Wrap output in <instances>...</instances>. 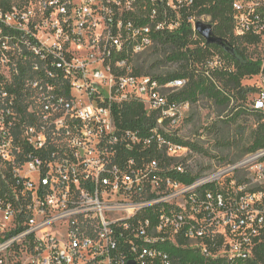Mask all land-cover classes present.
<instances>
[{"label":"built area","instance_id":"built-area-1","mask_svg":"<svg viewBox=\"0 0 264 264\" xmlns=\"http://www.w3.org/2000/svg\"><path fill=\"white\" fill-rule=\"evenodd\" d=\"M200 1L45 0L40 20L17 8L0 13L11 29L0 28V264H189L174 248L233 264L256 257L264 148L196 172L200 153L184 143L202 137L182 134L192 104L177 98L188 81L131 68L185 20L202 37L196 24L210 17L198 14ZM232 8L235 35L264 40V0H233ZM15 56L32 63L27 91L43 115L27 105L23 119L7 89L13 80L3 68ZM57 72L64 82L56 85ZM135 100L158 117L149 136L117 126L113 108ZM250 108L264 113V89ZM149 148L166 161L127 156Z\"/></svg>","mask_w":264,"mask_h":264},{"label":"trees","instance_id":"trees-1","mask_svg":"<svg viewBox=\"0 0 264 264\" xmlns=\"http://www.w3.org/2000/svg\"><path fill=\"white\" fill-rule=\"evenodd\" d=\"M232 3L233 0H202L197 3L196 8L199 15H206L211 18L214 34L233 49L234 54L227 53L220 46L205 43L200 36L196 39L192 26L185 20L180 30L159 34L157 42V46L173 48L168 60L180 64V71L165 77L145 75L139 69H136L133 73L137 76H151L161 82L186 79L188 84L181 91L177 97L178 99L195 103L200 97H204L224 109H230V106L235 104L236 106L232 107L231 110H233L236 117L255 115L259 120V124L253 133V144L251 147L239 151L237 161H240L247 154L264 148V113L250 108L255 99H252L251 96L258 93L259 88L243 85V81L262 74L264 60L250 58L247 54V46L260 45L263 40L254 36L240 37L235 35ZM0 28L3 29L4 35L11 32V29L4 24H0ZM142 55L136 58L139 59ZM216 55L221 60L218 65H214ZM48 64L51 67L50 61ZM57 73L59 75L56 79H51L56 85L64 82L62 75L59 72ZM34 76L35 74H31V78ZM28 77V68L20 63L18 74L14 75L12 83L7 85V89L18 97L19 111L23 119L27 117L28 107L24 104L27 93L24 92V89ZM2 79L0 75V81ZM63 89H65V93L70 91L67 85ZM113 112L117 126L120 129L138 132L143 137L149 136L157 127L158 117L154 114L148 115L144 105L139 101H131L121 108L114 107ZM184 144L190 145L193 150L199 153L203 152L200 148V142H186ZM145 152L137 156L134 152L129 151L127 156L136 160L152 161L156 159L162 162L166 161L155 148H149ZM168 174L173 175L182 182L190 183L192 181L189 175H176L169 172ZM145 214L148 215L149 213L146 212ZM171 251L182 262L189 264H233L224 258L218 261L206 259L194 250L174 248ZM234 264H264V245L260 246L253 260L236 259Z\"/></svg>","mask_w":264,"mask_h":264},{"label":"rangeland","instance_id":"rangeland-1","mask_svg":"<svg viewBox=\"0 0 264 264\" xmlns=\"http://www.w3.org/2000/svg\"><path fill=\"white\" fill-rule=\"evenodd\" d=\"M45 0H0V13H8L13 8L20 11H30L35 19L41 18V5ZM205 22L211 24V19L206 18ZM173 48L156 45L154 48L145 52L139 59L135 58L131 63L133 71L139 69L145 75L162 76L174 74L180 71V64L172 63L168 60ZM91 54V53H90ZM247 54L253 59L264 60V40L260 45H248ZM89 52H83L78 56V60L87 59ZM20 63L28 68L29 79L26 81L24 92L27 93L24 98L25 105H31L32 110L43 115L41 108L37 105L36 100L28 93L30 89L29 82L32 71L31 62L21 61L18 57L10 60L9 65L3 68L4 79L11 82L19 69ZM243 85L248 87H257L264 89V79L262 74L255 76L250 80L243 81ZM230 94V93H229ZM259 92L251 96L256 99ZM191 108L184 118L181 132L184 136L191 138L201 136L200 148L202 153L195 155L193 160L199 165L198 173H203L223 165L227 162L237 161L239 151L243 148H249L253 144V133L258 127V118L255 115L234 116L232 104L230 109L219 107L215 103L204 97H200L197 102L191 103ZM245 106L244 104H242Z\"/></svg>","mask_w":264,"mask_h":264},{"label":"water","instance_id":"water-1","mask_svg":"<svg viewBox=\"0 0 264 264\" xmlns=\"http://www.w3.org/2000/svg\"><path fill=\"white\" fill-rule=\"evenodd\" d=\"M196 29L199 34L206 39L208 44L217 45L222 47L227 53L234 54V50L231 49L221 38L214 34L213 26L211 24H205L203 22H198L196 24ZM264 73V66H263Z\"/></svg>","mask_w":264,"mask_h":264}]
</instances>
